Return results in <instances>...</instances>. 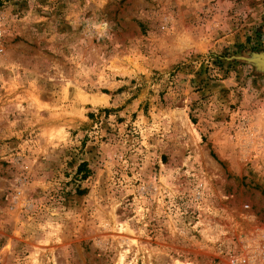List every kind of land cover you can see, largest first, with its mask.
Here are the masks:
<instances>
[{"label": "rangeland", "instance_id": "rangeland-1", "mask_svg": "<svg viewBox=\"0 0 264 264\" xmlns=\"http://www.w3.org/2000/svg\"><path fill=\"white\" fill-rule=\"evenodd\" d=\"M0 264H264V0H0Z\"/></svg>", "mask_w": 264, "mask_h": 264}]
</instances>
